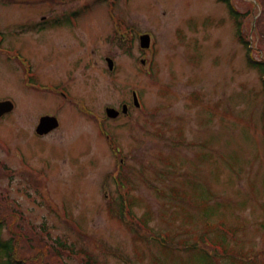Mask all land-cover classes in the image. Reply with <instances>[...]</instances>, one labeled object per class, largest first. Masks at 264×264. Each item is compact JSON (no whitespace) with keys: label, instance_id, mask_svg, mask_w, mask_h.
I'll list each match as a JSON object with an SVG mask.
<instances>
[{"label":"rangeland","instance_id":"1","mask_svg":"<svg viewBox=\"0 0 264 264\" xmlns=\"http://www.w3.org/2000/svg\"><path fill=\"white\" fill-rule=\"evenodd\" d=\"M234 7L237 18L217 0H0V102L16 104L0 120V161L46 177L0 175L26 234L51 248L27 264H57V248L60 264H264V90L237 35L243 22L263 59L264 8ZM116 18L134 30L128 46ZM123 104L130 116L106 117ZM54 113L62 128L38 136Z\"/></svg>","mask_w":264,"mask_h":264},{"label":"trees","instance_id":"2","mask_svg":"<svg viewBox=\"0 0 264 264\" xmlns=\"http://www.w3.org/2000/svg\"><path fill=\"white\" fill-rule=\"evenodd\" d=\"M221 3H224L227 5L229 8L230 13L237 18L238 16V11L235 9L234 4L236 0H217ZM262 4V7L264 8V0H259ZM117 4V3H116ZM114 4L112 7L116 5ZM113 11V9H112ZM251 12L247 11L245 13V17L249 15ZM237 29H238V37L241 41V43L246 47L248 55V63L252 67L258 69L261 73V79L263 82V90H264V58L260 60H255L252 57V51L249 49L251 47V42L249 41L248 38L243 33V22L237 21ZM129 27H126L125 23L121 20L119 21L117 18L115 19V34L117 37V40H119L121 43L127 44L126 42L130 43L128 40V37H130V34L127 33L129 30ZM122 34V35H120ZM261 37V36H260ZM1 167V165H0ZM14 173H19V171L13 172L10 170V168L6 165L3 164V168L0 169V175H8V176H13ZM32 178L33 173L29 172L28 173ZM40 180L37 181H42V174L40 173ZM37 181L34 182V186L37 183ZM44 192H39L41 193V197L48 195L47 191L44 189ZM8 190L1 188L0 187V253L1 255L5 257L6 264H27L25 258L22 256H26L27 253H31V261L32 259H40L44 263V251L46 250V247H49V245L44 241L45 236L42 234L36 232L35 230L27 228V234L24 231V228L22 227V222L24 217L20 214V212H14L11 211L9 204H6V198L8 197L7 194ZM124 220V219H123ZM10 224V227L12 225L14 229V232L12 233V236L9 240H3L2 238V228L7 224ZM131 225V224H130ZM22 231H18L17 229H21ZM40 235L41 237H38ZM58 244L60 247H70L66 243H64L62 240L58 241ZM36 248H32L35 247ZM50 248V247H49ZM51 249V248H50ZM56 249V248H55ZM58 252L53 253V259H57L56 263L60 264L61 263V249L57 248L56 249ZM61 251V252H59ZM49 253V251H47ZM23 258V259H22Z\"/></svg>","mask_w":264,"mask_h":264},{"label":"water","instance_id":"3","mask_svg":"<svg viewBox=\"0 0 264 264\" xmlns=\"http://www.w3.org/2000/svg\"><path fill=\"white\" fill-rule=\"evenodd\" d=\"M141 46L143 48H148L150 46V36L149 35H144L141 37ZM109 66L112 68L114 63L111 59L108 60ZM135 102H137V96L136 94L134 95ZM14 108V104L11 101H5L0 103V118L5 114L10 111H12ZM126 111V110H124ZM108 114L112 118H116L119 115V112L114 110V109H109ZM59 123L56 117H43L41 119L40 125L37 129L39 134H45L51 131L52 129H55L58 127Z\"/></svg>","mask_w":264,"mask_h":264},{"label":"flooded vegetation","instance_id":"4","mask_svg":"<svg viewBox=\"0 0 264 264\" xmlns=\"http://www.w3.org/2000/svg\"><path fill=\"white\" fill-rule=\"evenodd\" d=\"M1 48L7 49L6 47H3V46H1ZM3 53H4V54H7V52H3ZM25 59H26V58H25ZM26 60H27V59H26ZM27 61H28V60H27ZM31 63H32V62H31ZM34 80H35V79L33 78L32 81L34 82ZM58 92H59V90H58ZM53 94H55V93H53ZM60 94L64 96L63 91H61ZM58 118H59V117H58ZM59 120H60V119H59ZM61 126H62V125L60 124V128H61ZM36 127H37V126H36ZM60 128H58L56 131H58ZM56 131H54V132H56ZM54 132H51L49 135L53 134ZM49 135H46V136H49ZM42 137H45V136H42Z\"/></svg>","mask_w":264,"mask_h":264}]
</instances>
